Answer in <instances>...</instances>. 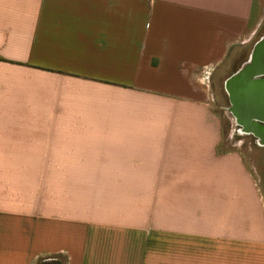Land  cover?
Segmentation results:
<instances>
[{
    "label": "crops",
    "instance_id": "crops-1",
    "mask_svg": "<svg viewBox=\"0 0 264 264\" xmlns=\"http://www.w3.org/2000/svg\"><path fill=\"white\" fill-rule=\"evenodd\" d=\"M263 20L264 0H0V264H264V161L208 83Z\"/></svg>",
    "mask_w": 264,
    "mask_h": 264
},
{
    "label": "water",
    "instance_id": "water-1",
    "mask_svg": "<svg viewBox=\"0 0 264 264\" xmlns=\"http://www.w3.org/2000/svg\"><path fill=\"white\" fill-rule=\"evenodd\" d=\"M247 67L251 77L244 71ZM225 90L238 125L264 145V37L255 44L250 59L226 79Z\"/></svg>",
    "mask_w": 264,
    "mask_h": 264
},
{
    "label": "rangeland",
    "instance_id": "rangeland-1",
    "mask_svg": "<svg viewBox=\"0 0 264 264\" xmlns=\"http://www.w3.org/2000/svg\"><path fill=\"white\" fill-rule=\"evenodd\" d=\"M262 37H264V20L255 40L246 47H240L232 51L215 75L211 76L210 82L208 81L211 87L210 102L222 119L224 138L228 139V143L231 142L233 148L240 150L246 158L260 162L264 161V145L259 142L255 135L242 130L236 122L230 110L231 103L225 90V81L250 59L255 44Z\"/></svg>",
    "mask_w": 264,
    "mask_h": 264
},
{
    "label": "bare ground",
    "instance_id": "bare-ground-1",
    "mask_svg": "<svg viewBox=\"0 0 264 264\" xmlns=\"http://www.w3.org/2000/svg\"><path fill=\"white\" fill-rule=\"evenodd\" d=\"M244 71L251 77V73H250L249 67H247L246 69H244Z\"/></svg>",
    "mask_w": 264,
    "mask_h": 264
}]
</instances>
